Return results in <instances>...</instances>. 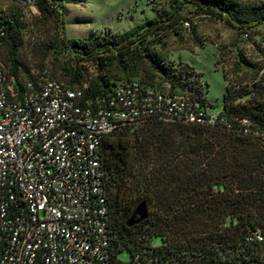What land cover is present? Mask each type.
<instances>
[{
  "label": "trees",
  "instance_id": "trees-1",
  "mask_svg": "<svg viewBox=\"0 0 264 264\" xmlns=\"http://www.w3.org/2000/svg\"><path fill=\"white\" fill-rule=\"evenodd\" d=\"M63 1H39L40 14H51L58 29L59 38L51 49L60 47L67 54L55 58L51 70L42 64L40 70L31 71L22 64L20 35L25 26L20 15L6 18L0 46L7 49L5 62L11 67L17 92L34 80L33 72L46 70L72 90L88 82L84 101L107 100L120 84L140 79L150 86L158 80L169 82L173 92H189L209 107L185 78L198 74L177 66L165 51L166 38L182 36L184 6L173 7L121 35H93L71 44L64 37ZM186 2L228 22L243 35L264 25V15L259 18L256 5L244 6L236 0ZM243 11L249 17L240 20ZM80 61L93 63L97 74L89 75ZM262 67L257 58L240 54L233 66L236 80L224 75L222 115L231 124L248 119L257 127L264 125ZM21 73L29 77L24 83ZM102 166L116 264H264V142L223 129L150 121L108 135L103 141ZM143 202L148 218L129 228L127 221ZM255 232L262 240H247ZM155 236L162 238L160 247L154 246ZM124 250L132 253L130 262L118 260Z\"/></svg>",
  "mask_w": 264,
  "mask_h": 264
},
{
  "label": "built area",
  "instance_id": "built-area-1",
  "mask_svg": "<svg viewBox=\"0 0 264 264\" xmlns=\"http://www.w3.org/2000/svg\"><path fill=\"white\" fill-rule=\"evenodd\" d=\"M3 1L27 19L40 15V0H0V36ZM33 75L19 93L0 64V264H116L102 155L104 139L121 128L179 123L264 142V125H233L169 82L133 79L91 102L88 82L72 90L46 70ZM259 76L264 88V65Z\"/></svg>",
  "mask_w": 264,
  "mask_h": 264
},
{
  "label": "rangeland",
  "instance_id": "rangeland-1",
  "mask_svg": "<svg viewBox=\"0 0 264 264\" xmlns=\"http://www.w3.org/2000/svg\"><path fill=\"white\" fill-rule=\"evenodd\" d=\"M236 1L244 6L256 5L259 7V18L264 15V0ZM179 5L184 6V23L189 22L190 27L183 26L181 37L166 38L165 51L177 66L189 68L187 70H194L198 74L185 76L189 80L188 87L195 94L204 97L211 110L220 111L224 106L226 90L224 75L236 80L233 72L235 58L244 54L248 58H257L264 65V25L249 30L246 37L228 22L205 15L186 0H64V37L72 44L75 40L87 39L93 35L118 36ZM2 8L4 16L9 20H12L13 15L21 16L25 29L20 35L19 59L31 71L40 70L42 64L51 70L55 58L67 56L60 47L51 49L54 41L59 38L56 22L51 14L45 12L30 20L23 18L11 3L3 1ZM248 17L244 11L239 14L240 20ZM6 57L7 49L0 46V64L7 71L10 85L17 91L11 77V67L5 62ZM79 64L91 76L98 72L91 62L80 61ZM28 79L26 74H20L22 83ZM153 241L155 247L162 245V238L159 236H155ZM132 258V253L128 250L118 254V260L124 263L130 262Z\"/></svg>",
  "mask_w": 264,
  "mask_h": 264
},
{
  "label": "water",
  "instance_id": "water-1",
  "mask_svg": "<svg viewBox=\"0 0 264 264\" xmlns=\"http://www.w3.org/2000/svg\"><path fill=\"white\" fill-rule=\"evenodd\" d=\"M148 216H149V210L147 203L143 202L137 207L134 214L127 221V226L131 228L135 225H138L141 222L145 221L148 218Z\"/></svg>",
  "mask_w": 264,
  "mask_h": 264
}]
</instances>
